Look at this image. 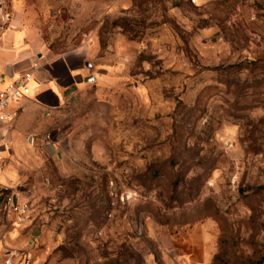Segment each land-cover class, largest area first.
<instances>
[{
	"label": "rangeland",
	"instance_id": "rangeland-1",
	"mask_svg": "<svg viewBox=\"0 0 264 264\" xmlns=\"http://www.w3.org/2000/svg\"><path fill=\"white\" fill-rule=\"evenodd\" d=\"M15 7L33 58L87 48L95 79L2 159L28 210L0 200V264H264V0Z\"/></svg>",
	"mask_w": 264,
	"mask_h": 264
},
{
	"label": "crops",
	"instance_id": "crops-1",
	"mask_svg": "<svg viewBox=\"0 0 264 264\" xmlns=\"http://www.w3.org/2000/svg\"><path fill=\"white\" fill-rule=\"evenodd\" d=\"M3 12L0 9V89L24 72L33 74L29 93L6 108L7 113L15 114L13 119L0 121V152L4 159L22 152L28 154L27 151L46 142L45 136L66 104L68 94L88 76L85 64L89 49L83 47L58 55L44 49L33 58L40 47L36 48L34 32L24 27V12L17 7L11 14L6 11L9 20H5ZM33 61L38 62L39 69H32ZM49 134L53 136V130ZM12 171L13 166L8 169L0 166L1 185L11 187L8 182L16 181Z\"/></svg>",
	"mask_w": 264,
	"mask_h": 264
},
{
	"label": "built area",
	"instance_id": "built-area-1",
	"mask_svg": "<svg viewBox=\"0 0 264 264\" xmlns=\"http://www.w3.org/2000/svg\"><path fill=\"white\" fill-rule=\"evenodd\" d=\"M195 1V0H192ZM32 69H39L40 65L37 61L31 63ZM32 72H24L14 80L10 81L3 89H0V121L10 122L15 114L11 115L6 112V108L12 101H17L25 97L29 91V83L32 78ZM46 142L50 143L49 132L45 136ZM2 155L0 152V166L2 164ZM10 187L1 185L0 190L5 192L4 201L6 202L8 209L12 211H17L18 214L25 216L28 210L27 202L20 203L12 194L8 195ZM2 264H30V258L25 253H20L17 251H9V253L4 257Z\"/></svg>",
	"mask_w": 264,
	"mask_h": 264
},
{
	"label": "water",
	"instance_id": "water-1",
	"mask_svg": "<svg viewBox=\"0 0 264 264\" xmlns=\"http://www.w3.org/2000/svg\"><path fill=\"white\" fill-rule=\"evenodd\" d=\"M87 66H90V64H86ZM95 79V77L93 75L87 76L86 78H84L85 82H89V81H93Z\"/></svg>",
	"mask_w": 264,
	"mask_h": 264
},
{
	"label": "trees",
	"instance_id": "trees-1",
	"mask_svg": "<svg viewBox=\"0 0 264 264\" xmlns=\"http://www.w3.org/2000/svg\"><path fill=\"white\" fill-rule=\"evenodd\" d=\"M5 197V192L0 190V200H3Z\"/></svg>",
	"mask_w": 264,
	"mask_h": 264
}]
</instances>
